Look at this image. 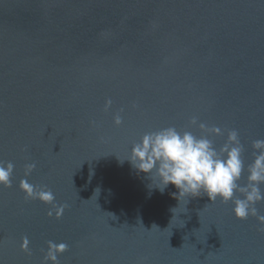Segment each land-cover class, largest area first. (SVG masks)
<instances>
[{
  "label": "water",
  "instance_id": "1",
  "mask_svg": "<svg viewBox=\"0 0 264 264\" xmlns=\"http://www.w3.org/2000/svg\"><path fill=\"white\" fill-rule=\"evenodd\" d=\"M193 116L221 128L217 149L238 132L245 183L264 139V0H0V161L14 164L0 264H44L48 241L68 246L59 264H264L255 217L178 202L120 162L147 132L201 135ZM25 179L66 206L59 217L26 199Z\"/></svg>",
  "mask_w": 264,
  "mask_h": 264
},
{
  "label": "clouds",
  "instance_id": "2",
  "mask_svg": "<svg viewBox=\"0 0 264 264\" xmlns=\"http://www.w3.org/2000/svg\"><path fill=\"white\" fill-rule=\"evenodd\" d=\"M112 104L111 99L106 100L105 110ZM114 123L119 126L122 123L121 116H114ZM190 125L198 127L202 134L197 136L189 130H178L175 126L164 127L155 131L147 132L134 143L127 160L138 173L146 174L152 181L155 178V188L161 193L169 185L177 191L173 197L180 202L181 198L199 197L206 195L215 203L231 202L233 213L238 220H246L249 216L255 217L264 231V214H260L256 204L264 201V139L252 142L253 159L247 165L246 182L241 184V178L245 171L243 160L244 146L241 143L236 130L227 131L225 143L218 149L209 136L222 135L221 128L209 127L204 122H199L196 116L190 119ZM35 163L26 164L25 175L28 176L35 169ZM14 170L12 162L0 161V185L10 186ZM21 189L25 192L26 199H39L52 204L56 215L62 213L65 205L56 206L55 196L47 186H37L29 183L26 179L21 181ZM239 193L240 195H236ZM242 197V198H241ZM175 209V208H174ZM173 211V209H172ZM50 210L48 215L51 216ZM47 251L44 254V264L49 261L59 264L57 253L67 250L65 243L47 242ZM21 250L29 252V240L23 239Z\"/></svg>",
  "mask_w": 264,
  "mask_h": 264
}]
</instances>
